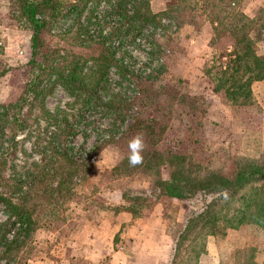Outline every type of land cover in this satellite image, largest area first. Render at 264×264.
Listing matches in <instances>:
<instances>
[{
    "label": "rangeland",
    "instance_id": "374dc122",
    "mask_svg": "<svg viewBox=\"0 0 264 264\" xmlns=\"http://www.w3.org/2000/svg\"><path fill=\"white\" fill-rule=\"evenodd\" d=\"M177 1L155 0L152 7ZM59 2L60 14L48 18L42 32L40 62L29 65L31 30L19 17V0H0V162H7L2 175L7 188L36 177L42 210L19 264H168L173 244L165 257L150 254V238L163 243L157 252L168 251L164 228L176 237L186 214L201 209L206 198H167L152 193L154 181L183 166L190 176L204 178L211 172L229 175L240 158L263 159L264 79L252 81L235 101L214 91L220 65L214 56L225 62L231 41L197 8L143 22L129 18L144 11L140 0ZM238 9L255 17L264 0H239ZM257 52L264 54V43ZM101 53L112 56V66L106 81L88 91L84 78L91 57ZM64 57L80 67L74 76L83 84L73 79V89L62 80L74 69L67 61L62 73ZM150 117L165 128L152 146L153 137L139 128ZM194 123L197 139L186 141ZM66 126L72 128L69 136ZM137 134L146 155L131 166L128 144ZM68 148L90 166L72 179L70 192L44 193L43 184L56 186L58 177L48 173L62 165L60 153ZM260 183L245 187L238 198ZM153 208L163 209L161 222L150 221ZM8 218L0 204V224ZM150 224L154 228L146 231ZM5 230L12 236L18 226L10 223ZM195 240L185 241L173 264L264 262V234L256 224L218 228Z\"/></svg>",
    "mask_w": 264,
    "mask_h": 264
},
{
    "label": "trees",
    "instance_id": "16d2710c",
    "mask_svg": "<svg viewBox=\"0 0 264 264\" xmlns=\"http://www.w3.org/2000/svg\"><path fill=\"white\" fill-rule=\"evenodd\" d=\"M87 1L81 0V4L84 5ZM140 1L141 7L146 5L143 8L144 11L137 9L134 15L129 18H137L143 22L149 19L156 21L159 17L178 15L183 13L181 12L183 10L187 11L188 8H197L200 14L205 15L215 25L214 28L219 27L220 34L228 33L231 46L225 54V62L220 60V54L214 56L216 62L220 61V65L216 66L219 76L218 82L213 87L215 92L221 91L228 99L235 101L239 94L245 92L244 89L252 81L264 79V54L257 52V46L264 43V9L255 17H249L238 9L239 0H179L174 5L165 3V6H158L159 8L156 10L152 7L155 0ZM149 3L150 10L147 6ZM60 5L59 0H19V17L30 26L31 30L29 65L40 62L38 54L44 45L43 29L48 18L53 19L60 14ZM73 6L75 7V5ZM63 59L66 60L61 62L65 66L61 70L62 73L67 69V61L68 67L73 65L74 69L68 68L69 72L66 70L68 73L63 74L65 75L63 78L69 77V79L60 78L70 89L74 88L73 79H77L80 84H83L81 78L77 75L74 76L75 72L80 69L78 60L74 61L68 57ZM91 59L93 65L91 73L84 79L87 80L86 90L93 92L102 82L106 81L113 62L112 56L106 55V53L92 56ZM59 74L61 76V72ZM88 97L87 99H90L91 96ZM140 123L138 120L135 125L140 126ZM194 125L195 123L188 128L187 135H185L186 141L197 139L198 134L193 135ZM139 128L144 129L153 137L151 146L165 132L163 124L154 117L146 119ZM64 129L66 136L72 134L70 126H66ZM149 150L151 147L147 151ZM60 154L59 159L62 165L51 167L54 171L52 174L48 173L49 178L58 177L57 184L54 187L52 184L48 186L47 183L43 184L41 190L45 191L44 193L70 192L72 179L85 172L90 166L88 162L79 160L70 148ZM142 155L144 159L146 154L142 153ZM174 157L181 159L182 162L185 161L181 154L174 155ZM6 163L5 160L0 162V188H2L0 189V204L5 206L9 218L0 224V261L3 260V264H19L20 251L28 247L32 239L30 233L36 230L42 210L37 200L39 192L35 190L37 187L34 183L36 177H33L28 185H24V182L21 181H15L7 188L6 181L8 179L2 175ZM255 182L262 183L250 187L248 193L240 195L238 198L241 190ZM152 193L183 200L191 199L196 195L206 198L201 209L186 214L178 235L174 237L173 253L168 264L174 263L185 241L192 240V245H195L198 241L195 239L203 235L214 234L218 228H238L242 225L256 224L264 234V158L259 161L240 158L235 161L234 169L229 175L211 172L204 178L190 176L184 166L175 168L171 171L168 179L154 181ZM236 201H239L237 205ZM10 223L16 224L18 230L16 234L7 236L5 225ZM193 233L194 236H190ZM203 251L202 247L197 252V257Z\"/></svg>",
    "mask_w": 264,
    "mask_h": 264
},
{
    "label": "crops",
    "instance_id": "0c3cea01",
    "mask_svg": "<svg viewBox=\"0 0 264 264\" xmlns=\"http://www.w3.org/2000/svg\"><path fill=\"white\" fill-rule=\"evenodd\" d=\"M155 209L156 208L150 209V214L148 215L150 217V221H153V220L157 221L158 220V222H161V220L163 219V216H164L163 209L161 208L160 210H158V212H156ZM153 222H155V221H153ZM151 225L152 224H150V228H149V226H146V231L147 230L152 231V229L154 227H152ZM144 229L145 228H142V230H140V232L143 233ZM164 230H165V228H164ZM164 230H163V234H164L163 237L166 239L165 248H166V250L168 249V251H166L164 253H162V251L161 252H157V250L162 248L164 245L161 242L159 237L152 236L150 238V240H151L150 241V254H152V250L154 251L153 253L155 255L158 254V256H162V257H165L164 255H169L171 253V251H169V250L172 248V244H173L175 236L172 233H170L171 231H164ZM141 233H139L140 236H142Z\"/></svg>",
    "mask_w": 264,
    "mask_h": 264
},
{
    "label": "clouds",
    "instance_id": "9594fccd",
    "mask_svg": "<svg viewBox=\"0 0 264 264\" xmlns=\"http://www.w3.org/2000/svg\"><path fill=\"white\" fill-rule=\"evenodd\" d=\"M130 155L128 157L129 164L131 166H136L143 162V151L145 148V142L142 135L137 134L136 136L132 137L128 144Z\"/></svg>",
    "mask_w": 264,
    "mask_h": 264
}]
</instances>
